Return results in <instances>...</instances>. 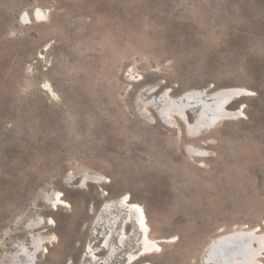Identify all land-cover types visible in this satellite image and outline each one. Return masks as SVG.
<instances>
[{
	"label": "rangeland",
	"instance_id": "obj_1",
	"mask_svg": "<svg viewBox=\"0 0 264 264\" xmlns=\"http://www.w3.org/2000/svg\"><path fill=\"white\" fill-rule=\"evenodd\" d=\"M189 95L217 96L194 134ZM124 198L161 247L135 264H208L224 237L239 246L222 264L249 262L259 236L236 229L264 232V0H0V264H79Z\"/></svg>",
	"mask_w": 264,
	"mask_h": 264
},
{
	"label": "bare ground",
	"instance_id": "obj_2",
	"mask_svg": "<svg viewBox=\"0 0 264 264\" xmlns=\"http://www.w3.org/2000/svg\"><path fill=\"white\" fill-rule=\"evenodd\" d=\"M247 95H249L247 89L237 87L235 90L232 91V94H230L229 96L227 94V97H224L223 100L218 101V104H219L218 107L219 106L221 107L220 112H221V114H224V116L221 117L222 118L221 120L233 118V115L230 116L229 113H227L228 109L230 108V106L234 102L238 101V99H240L243 96L245 97ZM182 96H184V95L182 94ZM192 97H190V95H189V97L187 96L185 99L181 98L179 100V98H177L179 101H176V103L179 104L180 106L189 105L191 107L190 110L192 112H196V111L199 112V114L197 116H195V118L193 119V125L191 126V130H190L193 133L195 131L196 127L201 123V116L202 115L204 116L207 114V111L209 110V106L213 104V102L216 100L217 96L208 97V98L205 97L206 99L203 98L204 100L201 103L199 102V100L193 99L194 97L193 98ZM169 103H171V101H169ZM167 105H169V104L167 103ZM179 105H178V107H179ZM220 112H218V113H220ZM232 112H234V111H232ZM188 113H189L188 111L185 112V114L187 115V118L189 115ZM145 114H148V113L145 112ZM230 114H231V112H230ZM242 114H243V108L240 107V105H239L238 111L236 114H234V116H241ZM190 117H192V116L190 115ZM190 117H189V119H190ZM175 118L180 119L179 116H175ZM189 119H188V122L190 123ZM212 119L213 118H210L208 120V123L211 124L213 121ZM173 124H174V122L171 121L170 125L168 127H173ZM58 192L56 193L57 196L55 195V197L57 199V200L55 199V201L59 204H56L54 202V208L56 210L65 207L63 205L64 203L62 201L63 200L62 196L58 197V194H59ZM128 206H130L131 209L135 210L136 212H132L130 209L128 210L126 208ZM128 211H129V214H128ZM103 212L106 214V217L105 218H97L96 220H93V222H95V227L93 228V231L88 233V235H89L88 240H86V243L83 245V247H77V249L75 250V255H77L78 251L82 248L81 252H82V255L84 257L80 261L79 264H135L139 260H141L143 257L158 253V251H160V250H158L161 248L159 242L155 238H151L149 235V230H151V229L147 223V217L145 215V212L139 203H137L135 201L131 202L130 200H126V198H124L122 200V205L118 204V205H114V206H112V205L107 206V207L103 208ZM126 217L130 218V220L127 222L125 221ZM50 219H52V218H50ZM50 222H52V221H50ZM128 222L130 223V225ZM45 225H47V221L43 222L39 226L33 227V229L42 228ZM236 231L242 232V233L237 235L240 238H244V235H246V236L252 235L253 236V234H256L257 236H259V240L250 241V243H248V248H246V250L243 251V252H245V254L246 253L252 254L251 256H249V262L247 264H256L259 257L260 258L264 257V232H261L260 230L255 229L254 226H253V228L251 227L250 229H241V230L236 229ZM29 238L28 237L26 238L28 248L32 249L33 245L31 244ZM166 239L161 238L160 241L164 242ZM224 239H225V237H224ZM224 239L221 240L222 242L221 241L217 242V240L214 239L208 243L207 252H209L210 254L213 255V260L211 259L212 261H209L208 264H222V262L224 261L223 260L224 258H227L229 256H233V257L236 256L235 254L237 253V248L239 246L238 245L239 243L236 240H233V238H231L228 241V244L226 243V244H224L225 245L224 246L222 244L226 240H228V239H226V240H224ZM45 242H48V241L46 240ZM32 243H33V241H32ZM42 245H44V243ZM21 248H23V246ZM18 252H19V250H18ZM37 252L38 253L36 254V257H38V254L40 251H37ZM21 253H22L23 258L26 259V254L23 255L24 251L23 252L21 251ZM204 256H206V254ZM259 260L261 261V259H259ZM28 263L29 264H36V262L33 263L31 261H29ZM146 264H150V263H146ZM232 264H241V263L238 260H235L234 263H232Z\"/></svg>",
	"mask_w": 264,
	"mask_h": 264
}]
</instances>
